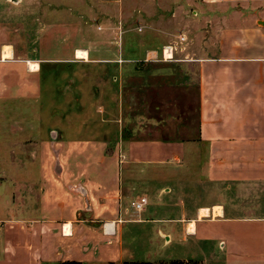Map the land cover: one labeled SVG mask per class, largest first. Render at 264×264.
Listing matches in <instances>:
<instances>
[{
  "label": "crops",
  "instance_id": "1",
  "mask_svg": "<svg viewBox=\"0 0 264 264\" xmlns=\"http://www.w3.org/2000/svg\"><path fill=\"white\" fill-rule=\"evenodd\" d=\"M36 1L27 0L24 53L3 57L0 44V101L26 103L32 144L38 102L43 141L60 158L45 169L39 147L24 207L0 192V264H264V0H42L32 33ZM185 17V54L199 70L196 137L122 139L120 79L135 56L158 58L167 44L174 55ZM131 37L149 39L129 46ZM86 148L101 157L83 163ZM178 167L189 168V202L166 184ZM140 195L149 203L132 212L127 201ZM132 226L148 231L125 235ZM179 229L202 255L152 257V242L166 246ZM209 246L219 254L208 262Z\"/></svg>",
  "mask_w": 264,
  "mask_h": 264
},
{
  "label": "rangeland",
  "instance_id": "2",
  "mask_svg": "<svg viewBox=\"0 0 264 264\" xmlns=\"http://www.w3.org/2000/svg\"><path fill=\"white\" fill-rule=\"evenodd\" d=\"M41 1L37 0L34 2V31L32 33H35L38 17L36 13L39 10V6L37 5H40ZM54 1L51 0L52 4H54ZM26 5L27 0H0V44H8L17 53H24L26 40L30 38L27 39V32L28 28L31 27V21L30 17L26 14ZM192 9L191 7L187 12V15L189 14V21L194 17ZM187 22L186 17L179 19L178 34L181 37L187 34L190 48L192 39L189 37L190 33L187 31V27H189ZM179 36L174 39L179 47L170 58L164 57V54H160L158 58H154L153 56L150 58L149 56V58L145 59H139L138 56H135L133 61L130 60L134 64L133 68L126 71V74L123 75L124 79H120L121 76H119L118 103L121 107L122 139L163 138L189 140V138L196 137L199 118L198 61L197 57L190 53V50L189 56L185 54L186 49L184 47L186 46V42L182 41ZM148 39L146 37H131L127 41L125 40V42L129 46H133L135 43L138 44L139 40L143 43ZM187 61H189V65L186 64ZM37 103H35L34 112L38 114V111H41L42 108H39ZM57 103L54 102L52 106L57 107ZM46 105H48L47 102H45L43 108H46ZM26 109L25 102L0 101V192L5 197H11L21 207L26 205V199L30 197L26 188L27 183L24 179L26 171L28 170V173H33L35 177L37 175V166L33 165V163H37L35 160L39 157V147L45 169L47 165L51 168L55 159L59 160L60 158L59 155L56 157L50 142L43 141L42 138L43 133H41V128L46 130L49 119L46 123H43L45 119L38 117L37 114L34 117V120L38 122V133L35 134V139L39 144L36 141L32 144L29 131L25 129L27 121L31 122V119L25 116ZM47 110L48 113L52 112L50 109ZM51 121L58 122L54 117H51ZM97 145L98 143L95 142L89 147L97 148ZM83 152L81 156L82 161H84L83 163H86V161L89 163V160L101 157L93 149L86 148ZM15 160L16 164L13 163ZM175 170L174 174H168L165 177V180H167L166 184H171L173 188L170 192L173 193L172 197H179L182 193L184 195L182 197L189 202V168L178 167V170ZM14 175L17 177L16 181L13 179ZM7 177L13 180L7 181ZM33 184L35 185L34 190H30V192L36 198L38 193L37 187L36 183L33 182ZM168 187L170 186L166 185V188ZM140 197L141 195L128 199L127 207L132 212L134 210L130 206V201L139 199ZM150 200L152 199L150 198ZM148 203L149 200L147 198L144 208L147 207ZM7 226L8 224L6 223L2 226L0 225V233ZM18 227L20 228V224H16L17 230H19ZM147 231L145 228L140 229L139 227L132 226L128 227L125 235L129 232H132V234L142 232L145 235ZM8 232H11V230ZM182 237H185V240H182ZM190 239L189 235L184 234V231L179 229L176 236H173L166 246H160L162 239L159 240L160 244L153 241L151 246L153 248L151 249H154L156 253L152 257H162L164 259H185L192 258L191 256L200 257L202 255L201 247L196 248L192 243L190 244ZM19 240L23 241L21 237ZM143 243L144 241L138 238L137 251L140 254H143L147 249ZM134 244L135 242L132 241L131 245ZM204 249L207 255L204 254L202 257L206 258V260L209 259L208 262L211 261L210 257H207L211 250L219 254L218 247L215 250L211 246ZM18 252L23 256L21 250H18ZM21 258L23 259V257ZM16 264L20 263L17 262Z\"/></svg>",
  "mask_w": 264,
  "mask_h": 264
},
{
  "label": "built area",
  "instance_id": "3",
  "mask_svg": "<svg viewBox=\"0 0 264 264\" xmlns=\"http://www.w3.org/2000/svg\"><path fill=\"white\" fill-rule=\"evenodd\" d=\"M181 40L184 41V37H181ZM167 46L170 54L172 55L174 48L172 47V45H167ZM146 203H147V198L145 196H141L139 199L131 200L130 206L135 212L139 213L144 210Z\"/></svg>",
  "mask_w": 264,
  "mask_h": 264
},
{
  "label": "trees",
  "instance_id": "4",
  "mask_svg": "<svg viewBox=\"0 0 264 264\" xmlns=\"http://www.w3.org/2000/svg\"><path fill=\"white\" fill-rule=\"evenodd\" d=\"M63 264H70V263H63ZM123 264H153V263L149 261H124ZM161 264H199V263L197 261L184 262L181 260H174L169 263H161Z\"/></svg>",
  "mask_w": 264,
  "mask_h": 264
},
{
  "label": "bare ground",
  "instance_id": "5",
  "mask_svg": "<svg viewBox=\"0 0 264 264\" xmlns=\"http://www.w3.org/2000/svg\"><path fill=\"white\" fill-rule=\"evenodd\" d=\"M4 53H3V57H9V55H10V47L9 46H5L4 47ZM163 54L165 55L166 54V56L169 58V57H171L172 55L170 54V52H169V49H168V46H165L164 48H163Z\"/></svg>",
  "mask_w": 264,
  "mask_h": 264
},
{
  "label": "water",
  "instance_id": "6",
  "mask_svg": "<svg viewBox=\"0 0 264 264\" xmlns=\"http://www.w3.org/2000/svg\"><path fill=\"white\" fill-rule=\"evenodd\" d=\"M51 137H52V138H55L53 133H51Z\"/></svg>",
  "mask_w": 264,
  "mask_h": 264
},
{
  "label": "flooded vegetation",
  "instance_id": "7",
  "mask_svg": "<svg viewBox=\"0 0 264 264\" xmlns=\"http://www.w3.org/2000/svg\"><path fill=\"white\" fill-rule=\"evenodd\" d=\"M29 67V66H28ZM29 69H31V68H29Z\"/></svg>",
  "mask_w": 264,
  "mask_h": 264
}]
</instances>
